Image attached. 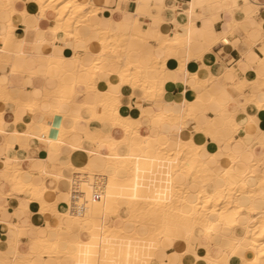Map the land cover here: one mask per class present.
Segmentation results:
<instances>
[{"label":"snow or ice","instance_id":"obj_1","mask_svg":"<svg viewBox=\"0 0 264 264\" xmlns=\"http://www.w3.org/2000/svg\"><path fill=\"white\" fill-rule=\"evenodd\" d=\"M138 147L168 187L65 229L46 178ZM0 228V264H264V0H0Z\"/></svg>","mask_w":264,"mask_h":264},{"label":"bare ground","instance_id":"obj_2","mask_svg":"<svg viewBox=\"0 0 264 264\" xmlns=\"http://www.w3.org/2000/svg\"><path fill=\"white\" fill-rule=\"evenodd\" d=\"M52 2L56 3V0H52ZM60 3L80 4L85 2L79 0H60ZM72 11L74 12L75 9ZM71 14L72 12H69V15ZM85 22L86 21L84 19H81V24H84ZM87 23L90 27L93 26L89 23V18ZM47 94L48 92L46 91L45 95ZM123 155L131 157L138 156L140 158L138 160L135 158H128L106 162V164H110L112 166V170L110 172H107L104 169L95 171L89 160L82 162L78 166L71 165L73 175L69 177L70 187L67 197L65 199H58V203L57 199H50L48 201V203L55 204L57 210L65 217V229L75 223L76 217L81 213V210L73 211V204L84 207L82 210L86 216L89 206H91L95 211L101 202H108L109 196H111L112 201H115L121 195H136L142 199L125 200L122 201V203L126 206L131 205L134 209H144L151 206L149 198L154 201L157 199V191L159 190L162 192L163 189L168 187L166 182L164 184L160 183L161 179L166 181L167 177L166 175L163 177L158 175L161 171L159 163L154 164L152 162L153 159L159 160L162 158L160 155L151 151H145L139 147L131 153L125 151ZM137 168H139V171H137ZM59 173L60 171L58 172V175ZM252 183L253 180L250 179V187L247 192H251ZM109 184H111V188H109ZM137 185H139V187H137ZM42 188L43 191L41 194L43 196L50 197L49 193L51 190L48 186L43 184ZM95 189H98L100 192L99 199H94L92 197V193ZM122 189L123 191H121ZM255 189L257 194L255 199L258 200L260 190L258 179L255 180ZM73 192L78 193L76 194L74 201L71 200ZM245 192L246 190L241 186L239 189H231L230 194H234L241 201L252 198L246 195ZM209 195H211V193H209ZM233 203H235V201H233ZM60 205H64V209H60V207H58ZM125 210H127V208ZM69 216L72 217L71 220L68 219ZM121 218L125 219V217ZM251 219H257L255 213L251 214Z\"/></svg>","mask_w":264,"mask_h":264},{"label":"crops","instance_id":"obj_3","mask_svg":"<svg viewBox=\"0 0 264 264\" xmlns=\"http://www.w3.org/2000/svg\"><path fill=\"white\" fill-rule=\"evenodd\" d=\"M79 1H83L85 3L98 2V0H79ZM113 2H118V0H113ZM99 15L103 18L104 17V12L101 11L99 13ZM107 15L110 17L112 15L111 11H109ZM45 23H47V21H45ZM89 23L91 25H94L95 24V18L94 17H89ZM54 25H55V23H54V20H53L52 26H54ZM82 26H83V24H82ZM29 90L30 91H35V89H29ZM41 104H43V99H41ZM60 119L63 120V117H60ZM56 122L60 123L59 120L56 121ZM37 157L40 160H47L48 159L46 151L44 152L43 155H41L40 153H37ZM65 160H66V163L64 164L63 167H57L56 168L57 174H58L59 171H60V173L57 176L58 178L57 177L55 178V182H53V177H51V176L46 178L47 182L45 184L51 190V192L49 193L51 199H65L67 197V194L69 192V187H70L69 177L73 175V171L71 169V165L78 166L82 162H84L86 160H89V162L91 163V165H92V167H93V169L95 171H99V170L104 169L107 172H110L112 170V166L110 164H106V162L100 161V157H92V158H90L88 156V152L84 151V150H82L80 148H74L73 151H72L71 156L70 157H66ZM49 167L51 168V165H49ZM58 207H60V209H64V205H60ZM38 210H39V208L37 207L36 210H35V216H36L37 220L40 219V213H39ZM2 233H3V229L0 228V236H2Z\"/></svg>","mask_w":264,"mask_h":264},{"label":"built area","instance_id":"obj_4","mask_svg":"<svg viewBox=\"0 0 264 264\" xmlns=\"http://www.w3.org/2000/svg\"><path fill=\"white\" fill-rule=\"evenodd\" d=\"M76 194H78V193H75V192L72 193V198H71L72 201H74V199H75V197H76ZM92 197H93L94 199H99V198H100V192H99L98 189H95V190L93 191V193H92ZM72 206H73V208H72L73 211L82 210V209L84 208V207H82V206H78V205H76V204H73Z\"/></svg>","mask_w":264,"mask_h":264}]
</instances>
